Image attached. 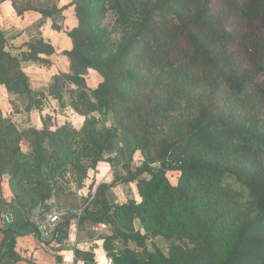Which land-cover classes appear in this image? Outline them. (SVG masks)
<instances>
[{
  "label": "trees",
  "instance_id": "16d2710c",
  "mask_svg": "<svg viewBox=\"0 0 264 264\" xmlns=\"http://www.w3.org/2000/svg\"><path fill=\"white\" fill-rule=\"evenodd\" d=\"M72 6L77 26L68 33L70 74L63 80L72 77L69 81L79 84L88 70L96 72L102 82L90 92L92 109L111 111L121 126L134 132L146 163L159 167L138 184V204L114 207L90 220L105 222L123 235L119 226L132 233V222L138 218L154 235L168 236L177 233L169 221L170 203L198 214L196 227L187 235L193 248L172 245L165 258L160 251H146L143 236L133 232L127 238L142 252L125 248L112 254L109 241L104 240L112 264H264V166L251 170L246 163L264 160V0H74ZM32 7L27 2L17 13ZM107 13L121 30L116 45L111 32L100 27ZM0 40L3 44L1 34ZM27 48L34 59L37 53H53L42 40ZM4 57L14 63L18 81L29 95L18 60L4 50L0 51V85L9 92L17 87L3 76L8 74ZM153 73L169 81L157 90L140 92ZM59 78L54 83L63 85ZM200 87L208 89L207 95L195 110L181 113L189 93ZM235 98L251 99L262 114L256 111L246 118L225 109V101ZM43 124L42 131H32L41 137L40 146L35 145L38 169L49 164L47 154H41L47 135L55 142L51 154L57 169L69 158L75 161L67 141L79 132L83 139L88 134L91 145L85 140L89 150L85 156L94 164L114 149L116 128L100 134L86 131L87 123L78 131L68 125L50 131L46 121ZM18 151L14 148L10 158ZM168 170L178 174L175 186L166 176ZM8 172L23 206L22 193L13 184L17 173ZM52 185L51 178L36 181L35 206L50 199ZM35 198L30 202L35 203ZM160 199L164 204H158ZM240 210L251 215L235 230L233 220ZM150 219L155 222L152 227ZM68 224L67 219L61 221L54 235L62 239Z\"/></svg>",
  "mask_w": 264,
  "mask_h": 264
},
{
  "label": "rangeland",
  "instance_id": "374dc122",
  "mask_svg": "<svg viewBox=\"0 0 264 264\" xmlns=\"http://www.w3.org/2000/svg\"><path fill=\"white\" fill-rule=\"evenodd\" d=\"M1 1L2 0H0V2ZM12 1L16 9H20L27 2H32L35 6L38 5L35 3L36 0ZM55 1L56 0H47V2H42V6L51 8L52 6H55ZM58 18L59 15L56 16L57 21ZM100 27H103L111 32L113 42L116 45L121 36V30L116 24L115 18L111 13L106 14L105 18L100 23ZM2 41L3 44H1L0 40V51L5 48V41L3 40V37ZM3 60V65H5L8 70V74L3 73V76L7 75V80L10 81L11 84L13 83L12 86H17L16 90L10 91L13 96L11 103H13V106L15 105L13 108L15 113L23 111L26 108H30V106L37 109L51 106L50 101L44 96H24V93L26 92L22 88L23 86L21 81H18L17 72L13 68L14 63L10 62L11 60L6 59L5 57ZM96 74L97 73L95 72L92 76H90L91 74L86 72L84 75V81L79 84H72L69 81V78L71 79L72 77H69L68 80H63V77L62 79L59 78L64 82L63 85H56L53 82L50 88V94L54 98L59 99L58 105L56 104L55 106L60 107V109L56 111L54 116L51 115L48 117V120L46 121L47 126L55 124L56 126L63 127L65 124H72L70 126L75 125L76 127H79L81 120H84L83 124L87 123L85 128L86 131L92 129L100 134L116 128L117 135L116 138L112 140L114 149L110 152H105L103 160L97 162L96 164L92 163L91 159L85 156L86 154H89V150H87L86 145H84L87 144L85 140L91 145V141L88 139V134H86L87 138L83 139L81 132H79V135H74L67 141L72 149V160L75 161L72 162L69 158V160H67L69 163H63L59 169L55 168L58 163L54 160L55 156L51 154L55 149L54 140H52L49 135H47L46 139L43 138L44 141L48 140V142H45L43 146H41L43 147L41 154H47L49 164L46 166L43 163V165H41L38 169L35 164V160L37 158L35 145L38 144V146H40L41 137L39 138L36 136L31 129L20 127V125H22V119L15 121L9 116L3 117L0 114V145L1 142L5 143L0 148V154L2 155V159L1 157L0 159L3 160V162L0 160V170L17 173L15 179L13 180V184H15V190L18 192L21 191L22 193L19 201L23 203V206L27 203L28 208L31 207L29 204L30 199H34L37 193L36 181H44L45 178H51L53 183L52 194H55V196L58 197L57 206L51 210V213L60 212L66 216L67 211L69 212L70 209L77 208L78 216H81V213L85 211V214L89 216V219H93L98 215L101 216L108 209L112 210L114 207L138 204L141 201L138 193V184L140 181H146L150 178L149 172L151 170L156 171L159 169L158 165H148L146 163L144 156L141 154L140 147L137 144L134 132L125 129L127 126H121L114 118L111 111L92 109L94 101L90 93L92 90L91 88L95 89L99 84L97 82V77L99 75ZM100 80L102 82V79ZM168 81L169 80L165 75L153 73L150 75L146 85L140 87L139 90L140 92L144 90L143 93H148L151 89H159L162 87V84H166ZM164 90L165 89L160 90L158 93ZM73 92L75 94H73ZM207 93L208 89L203 87L192 90L185 99L181 113H185L188 109L195 110L198 105L197 102L203 98L202 96L207 95ZM74 106L77 108L79 113L74 109ZM223 106L225 109L234 111L246 118L248 116H252L256 111L258 116H260L263 112L259 104L252 102L251 99L248 98L231 99L225 101ZM71 109L73 112H71ZM181 113L179 112V115L177 116L180 117ZM67 120L70 123H68ZM14 121L18 124V126L17 124L15 126L13 123ZM86 131L83 132V134H85ZM102 138L103 136L101 138L99 137L98 141L101 140L102 142ZM14 148H18L19 151L14 154L15 157L12 156L10 158L11 151ZM13 158L17 159V161L13 160ZM100 162H104L108 175L105 182L97 188V192L100 194V200L98 199L99 205L94 203L93 207L91 206V210L88 208L87 210H84L86 206H82L76 199L77 197L72 196V194L61 196V193L70 188V186H72V188L80 187L83 179L87 176L88 170L95 169ZM246 163L251 170H257L258 168L264 166V160H247ZM52 173H55V177H52ZM166 176L170 184L175 186L178 179L177 172L174 170H168L166 171ZM117 193L119 194L120 199L117 197ZM92 201L93 199H91V202ZM158 204H164V200L160 199ZM168 211L170 213L169 221L171 227L177 231L176 234H168V236L154 235L155 231L149 230L138 218H135L132 222L133 232L139 233L144 238V249L149 252L160 251L165 258L169 257V249L172 245H179L184 248H193L195 246L193 241L190 237H187V235L190 234L189 232L192 227H196V219L198 215L189 209H181L172 203H170ZM25 212L28 213L29 211L26 209ZM247 215H251V212L244 210L238 211L233 220L235 230L240 226L241 222H243ZM62 218H64V220H62ZM66 218L67 217H61L60 222L63 221L64 223ZM89 221L90 223H93L91 220ZM96 224L100 225L99 232L101 235H106L104 239L107 238L109 241V248H112V254H116L125 248H129L136 252H142L143 248L139 247L134 243V241L127 238L128 236L133 235V232H128L123 226H119L120 232L123 234L119 235L116 232L117 229L105 222ZM154 224V220L150 219L148 226L152 227ZM200 233L204 234L205 230H201ZM109 259L112 264L111 257H109Z\"/></svg>",
  "mask_w": 264,
  "mask_h": 264
},
{
  "label": "crops",
  "instance_id": "0c3cea01",
  "mask_svg": "<svg viewBox=\"0 0 264 264\" xmlns=\"http://www.w3.org/2000/svg\"><path fill=\"white\" fill-rule=\"evenodd\" d=\"M42 2L47 0H36L35 3L38 5L24 11L21 15L17 13L12 0L0 2V34L5 41L4 52L18 60L20 70L27 79L29 95L44 96L50 101L51 106L53 105L39 109L30 106L15 113L13 109L15 105L11 103L13 96L5 86L0 85V114L3 117L9 116L15 121L22 119L20 127L36 132L42 131L43 121H47L48 117L54 116L60 109L55 106L58 105V100L51 96L50 88L55 78L70 74L66 52L72 49V41L68 33L77 26L72 6L74 0H56L55 6L51 8L42 6ZM39 9L49 15H43L38 11ZM57 15H59L58 21ZM40 40L48 44L53 49V53L50 55L37 53L34 59L29 55L27 44H34ZM87 73L92 76L95 72L88 70ZM100 79L98 76V83L101 82ZM26 95L29 96L27 92L24 93V96ZM71 112H73L72 109ZM15 121L13 123L16 126ZM83 121L81 120L79 127L70 126L72 124H65V126L68 125L78 131L82 128ZM57 127L60 128L55 124L48 125L50 131H55ZM107 175L104 162H100L95 169L88 170L80 187L70 186L61 193V196L72 194L77 197L82 206H86L84 210L87 208L91 210L94 203L99 205L100 194L97 188L105 182ZM117 197L119 198L118 193ZM91 199H93L92 202ZM37 201L38 198L35 203L30 202V208L27 203L24 206L20 205L15 196L9 172L0 174V264L109 263V257L104 249L106 235L103 236L99 232V224L93 221L90 223L85 211L78 216L77 208L67 211L66 216L62 214V217H67L69 222L62 239L57 238V234L50 239H43L34 225V220L46 219L51 210L56 208L58 197L52 194L43 204L39 202L40 211L37 215H33ZM26 209L28 213L25 212ZM4 216H9L8 224L4 223Z\"/></svg>",
  "mask_w": 264,
  "mask_h": 264
},
{
  "label": "built area",
  "instance_id": "2783aa9c",
  "mask_svg": "<svg viewBox=\"0 0 264 264\" xmlns=\"http://www.w3.org/2000/svg\"><path fill=\"white\" fill-rule=\"evenodd\" d=\"M61 217L62 214L60 212H53L44 220H38V219L34 220V225L37 228V230L40 232L42 238L54 235L55 230L58 224L60 223ZM9 222H10L9 216H4V223L8 224ZM108 264H111L110 259Z\"/></svg>",
  "mask_w": 264,
  "mask_h": 264
},
{
  "label": "water",
  "instance_id": "95a60500",
  "mask_svg": "<svg viewBox=\"0 0 264 264\" xmlns=\"http://www.w3.org/2000/svg\"><path fill=\"white\" fill-rule=\"evenodd\" d=\"M40 208H41V204H38L35 208H34V210H33V215H37L38 213H39V211H40ZM50 237L51 236H47V237H45V238H43V239H50Z\"/></svg>",
  "mask_w": 264,
  "mask_h": 264
}]
</instances>
